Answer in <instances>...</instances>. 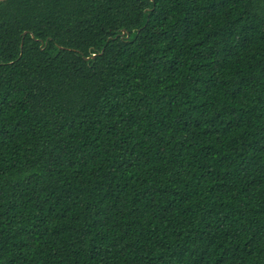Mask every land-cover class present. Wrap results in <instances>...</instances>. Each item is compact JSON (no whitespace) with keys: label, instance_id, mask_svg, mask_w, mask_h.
I'll list each match as a JSON object with an SVG mask.
<instances>
[{"label":"trees","instance_id":"16d2710c","mask_svg":"<svg viewBox=\"0 0 264 264\" xmlns=\"http://www.w3.org/2000/svg\"><path fill=\"white\" fill-rule=\"evenodd\" d=\"M0 264H264V0H0Z\"/></svg>","mask_w":264,"mask_h":264}]
</instances>
